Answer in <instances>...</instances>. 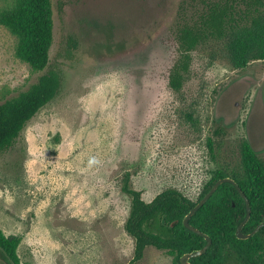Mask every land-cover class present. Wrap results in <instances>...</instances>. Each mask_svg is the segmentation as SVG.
Wrapping results in <instances>:
<instances>
[{
	"label": "rangeland",
	"instance_id": "obj_1",
	"mask_svg": "<svg viewBox=\"0 0 264 264\" xmlns=\"http://www.w3.org/2000/svg\"><path fill=\"white\" fill-rule=\"evenodd\" d=\"M51 3L49 68L61 71V89L0 155V230L20 239L19 264H172L153 247L132 262L122 179L145 202L167 189L194 202L217 169L238 167L242 141L264 145V60L238 68L225 43L200 49L176 95L166 74L179 0ZM66 36L78 44L68 60ZM15 44L0 25V103L48 70L33 72ZM236 83L249 85L243 95Z\"/></svg>",
	"mask_w": 264,
	"mask_h": 264
},
{
	"label": "trees",
	"instance_id": "obj_2",
	"mask_svg": "<svg viewBox=\"0 0 264 264\" xmlns=\"http://www.w3.org/2000/svg\"><path fill=\"white\" fill-rule=\"evenodd\" d=\"M65 4L59 3L63 12ZM0 25L15 40V57L28 64L35 73L45 71L29 88L0 103V155L20 137L28 122L59 93L62 73L49 68V51L53 42L51 0H11L0 10ZM173 58L166 74V86L182 95L192 75L193 54L218 43L226 44L228 60L244 68L249 61L264 60V0H179L171 31ZM78 44L66 36L61 57L72 59ZM186 118L194 123L191 115ZM223 131H215L216 135ZM238 167L230 171L217 169L210 181L190 201L180 192L167 189L150 202L129 187V176L122 179L121 190L130 198L124 229L134 240L132 262L140 261L147 247L174 255L172 264L186 253L199 250L205 240L188 231L183 218L205 195L216 180L230 177L249 201L250 218L242 229L250 233L264 220V163L244 140L239 146ZM245 215L244 201L230 184H222L189 219V224L207 235L211 245L191 264H256L264 253V228L248 239H237L235 230ZM17 236L6 237L0 230V254L6 264H19Z\"/></svg>",
	"mask_w": 264,
	"mask_h": 264
},
{
	"label": "water",
	"instance_id": "obj_3",
	"mask_svg": "<svg viewBox=\"0 0 264 264\" xmlns=\"http://www.w3.org/2000/svg\"><path fill=\"white\" fill-rule=\"evenodd\" d=\"M236 85L242 90L241 91V95L244 94L245 90L249 87V85L244 84L242 87L240 86L241 84H237ZM244 88V89H243ZM223 98V97H222ZM221 99V97H220ZM219 99V106L220 109H222L223 107V103L220 101ZM223 100V99H222ZM240 101H234L230 107L231 110H237V105H239ZM217 110V108H216ZM229 113V112H228ZM231 115V113H229V116ZM235 118V117H233ZM250 146L251 145V141L248 140ZM254 153H258L261 150H264V145L262 147H260V149H254L253 147H251ZM224 185V184H230L232 185L235 190L237 191V193L241 196V198L244 201V206H245V215L243 220L238 224L236 230H235V237L237 239H248L252 236H254L258 231H260L262 228H264V220L259 223L250 233L244 235L242 233V229L244 227V225L247 223V221L250 218V213H251V207L249 204L248 199L246 198V196L244 195V193L241 191V189L238 187V185L236 184V182L231 179L230 177H225L224 179H218L215 181V183L210 187V189L208 190V192L205 193V195L195 204V206L193 208L190 209V211L187 213V215L183 218L182 220V224L183 226L190 232L202 237L205 240V245L199 249V250H194L190 253H186L183 254L182 256H180V258L178 259L179 264H191L190 260L191 259H195L197 257H200L202 254H204L206 252V250L210 247L211 245V239L205 235L204 233H202L201 231L197 230L196 228H194L193 226H191L189 224V219L197 212L198 209H200L205 202L212 196V194L217 190V188L220 185Z\"/></svg>",
	"mask_w": 264,
	"mask_h": 264
},
{
	"label": "flooded vegetation",
	"instance_id": "obj_4",
	"mask_svg": "<svg viewBox=\"0 0 264 264\" xmlns=\"http://www.w3.org/2000/svg\"><path fill=\"white\" fill-rule=\"evenodd\" d=\"M253 141H256V142H259V140H253ZM248 143V145H249V147H250V150L252 149L251 147H253L254 149H255V147H254V145L252 144V141H251V145L252 146H250V144H249V142H247ZM260 147L262 146V145H259ZM258 147V146H257ZM256 147V149H260V148H257ZM252 152H253V150H251ZM254 153V152H253ZM260 153H264V150H261V151H259L258 153H254L255 155H259ZM241 197V196H240ZM261 261H259V260H257L256 261V264H264V253H261ZM228 264H241V263H239V261H236V260H232V262H229ZM252 264V263H251Z\"/></svg>",
	"mask_w": 264,
	"mask_h": 264
}]
</instances>
